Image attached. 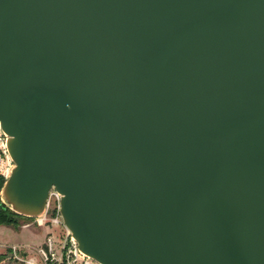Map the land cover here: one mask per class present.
Segmentation results:
<instances>
[{"label": "water", "instance_id": "obj_1", "mask_svg": "<svg viewBox=\"0 0 264 264\" xmlns=\"http://www.w3.org/2000/svg\"><path fill=\"white\" fill-rule=\"evenodd\" d=\"M2 190L100 264H264V0H0Z\"/></svg>", "mask_w": 264, "mask_h": 264}, {"label": "built area", "instance_id": "obj_2", "mask_svg": "<svg viewBox=\"0 0 264 264\" xmlns=\"http://www.w3.org/2000/svg\"><path fill=\"white\" fill-rule=\"evenodd\" d=\"M51 199L54 200L55 213L49 216L48 212L51 208ZM61 199L62 195L55 189H52L45 213L41 217H27L31 220V223L24 227H47L49 229L65 227L60 213ZM65 230L66 233L63 237H59L53 232L46 235L44 242L36 248L10 245L7 247L6 253L0 254L3 256L0 264H100L84 254L66 227Z\"/></svg>", "mask_w": 264, "mask_h": 264}, {"label": "rangeland", "instance_id": "obj_3", "mask_svg": "<svg viewBox=\"0 0 264 264\" xmlns=\"http://www.w3.org/2000/svg\"><path fill=\"white\" fill-rule=\"evenodd\" d=\"M0 132H1L0 178L1 177L3 178L2 181L0 180V201L8 209H10L4 202V199L2 197V190L10 174V171L12 167L14 166V163L12 162L7 152V148H6L7 137L2 133V131ZM53 201H54L53 199H51L50 201L51 208L48 212L49 216L55 213ZM17 221L18 223L16 226L0 224V254L6 253L7 247H9L10 245H21V246H28L31 248H36L44 242L46 235L50 234L51 232H53L55 235L59 237H63L64 234L66 233L65 227L63 226L60 228H54V229H49L47 227L39 228V227H34V226L30 228H25L24 227L25 225L31 223V220L27 217L18 218Z\"/></svg>", "mask_w": 264, "mask_h": 264}, {"label": "trees", "instance_id": "obj_4", "mask_svg": "<svg viewBox=\"0 0 264 264\" xmlns=\"http://www.w3.org/2000/svg\"><path fill=\"white\" fill-rule=\"evenodd\" d=\"M0 180L2 181L3 178L1 177ZM18 218H26L21 215H17L10 209H8L3 203L0 201V224L3 225H13L16 226L18 223ZM2 255H0V260L2 259Z\"/></svg>", "mask_w": 264, "mask_h": 264}, {"label": "bare ground", "instance_id": "obj_5", "mask_svg": "<svg viewBox=\"0 0 264 264\" xmlns=\"http://www.w3.org/2000/svg\"><path fill=\"white\" fill-rule=\"evenodd\" d=\"M0 131H1V125H0ZM0 134H1V132H0Z\"/></svg>", "mask_w": 264, "mask_h": 264}]
</instances>
